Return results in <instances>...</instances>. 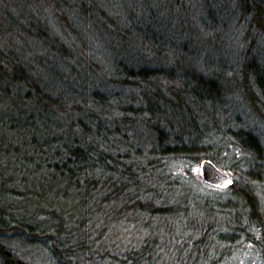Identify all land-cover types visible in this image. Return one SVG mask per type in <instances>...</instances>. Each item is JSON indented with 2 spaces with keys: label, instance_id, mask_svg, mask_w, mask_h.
Instances as JSON below:
<instances>
[{
  "label": "trees",
  "instance_id": "trees-1",
  "mask_svg": "<svg viewBox=\"0 0 264 264\" xmlns=\"http://www.w3.org/2000/svg\"><path fill=\"white\" fill-rule=\"evenodd\" d=\"M223 3L249 28L230 68L196 35ZM253 32L264 0H0V264H213L264 225L262 138L231 126L236 97L264 122ZM230 144L247 158L235 200L172 168H221Z\"/></svg>",
  "mask_w": 264,
  "mask_h": 264
},
{
  "label": "rangeland",
  "instance_id": "rangeland-1",
  "mask_svg": "<svg viewBox=\"0 0 264 264\" xmlns=\"http://www.w3.org/2000/svg\"><path fill=\"white\" fill-rule=\"evenodd\" d=\"M226 6L227 4L223 3L221 11L220 9L218 10L219 15L217 16L220 20V24L216 29H214L213 31L211 30V32L207 31L206 29L203 31L200 25V20L196 19L197 24L199 23L197 29L200 32H196V35L200 39H206L207 36L214 37V43L218 44V47L222 53L220 57H227L228 68H230V66H233L234 64V58L231 56L228 57L227 55H231L232 53L238 54V51L240 49L243 53L246 44L243 42L241 43V39L245 37V34L249 30V28L246 27L245 24H240V22H238V14L235 10L236 8H233L229 5L227 10ZM196 16H198V13L196 14ZM205 22L207 23L208 20L205 19ZM253 33H250L247 39H257L258 43H256V45L254 46V51L260 52L258 56L261 62L264 63V48L261 47L262 45H264V38L261 39L259 38L261 35L256 36V34ZM168 34L172 33H170L169 31ZM216 37L218 38L216 39ZM200 63H203V57L201 58ZM211 67L213 68L215 67V65H211L210 68ZM230 75H232L231 72ZM230 108H232V110L236 112V115L240 117V123H238L237 125L233 123L231 125L233 129L238 130L239 128H244L247 130H254L262 138V142L264 145V122H261V120L256 115H253L246 104L241 103L239 98L237 97L235 98L234 105L232 106L230 104ZM228 117L232 121L229 115ZM228 147V149L225 148V150L220 151L221 153L218 156L221 160L220 166L230 176L236 178V180H240L241 177L244 176V173L240 169V167L245 164L243 161H247V158L235 144H230L228 145ZM175 160L176 161L171 162V164L175 165L172 166V168L185 166L187 169H192L194 173L199 174V176L201 177L199 163L196 160L192 158ZM254 184L255 188H257L256 194L260 196L261 201H263L264 182L260 183L255 181ZM206 187V189H201V191L211 201L218 200L226 202L230 199L235 200V197L233 196V192L235 190L234 188L220 189L214 188L208 184H206ZM238 208L239 209L233 210L239 212L241 211L244 213V209L241 205H239ZM242 217H244L246 220L245 213L244 216L242 215ZM260 227L264 228V225ZM260 227L256 226V224H253L251 227L246 229L247 233H237L235 238L233 239L234 242L232 244H221V246L219 247L220 251L216 253L214 257V259L218 260L216 262H213V264H264V230H262ZM233 232L238 231L234 229L221 228V230L217 232V235L224 234L226 236H231Z\"/></svg>",
  "mask_w": 264,
  "mask_h": 264
},
{
  "label": "water",
  "instance_id": "water-1",
  "mask_svg": "<svg viewBox=\"0 0 264 264\" xmlns=\"http://www.w3.org/2000/svg\"><path fill=\"white\" fill-rule=\"evenodd\" d=\"M200 169L203 180L212 186L228 188L234 184L233 178L209 159L200 162Z\"/></svg>",
  "mask_w": 264,
  "mask_h": 264
},
{
  "label": "bare ground",
  "instance_id": "bare-ground-1",
  "mask_svg": "<svg viewBox=\"0 0 264 264\" xmlns=\"http://www.w3.org/2000/svg\"><path fill=\"white\" fill-rule=\"evenodd\" d=\"M213 187V186H212ZM215 188V187H214Z\"/></svg>",
  "mask_w": 264,
  "mask_h": 264
}]
</instances>
